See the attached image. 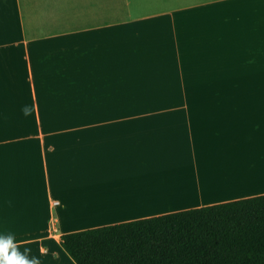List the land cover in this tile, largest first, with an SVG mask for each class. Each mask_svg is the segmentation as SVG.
I'll return each instance as SVG.
<instances>
[{
  "label": "crops",
  "instance_id": "crops-1",
  "mask_svg": "<svg viewBox=\"0 0 264 264\" xmlns=\"http://www.w3.org/2000/svg\"><path fill=\"white\" fill-rule=\"evenodd\" d=\"M24 106L29 109L26 116ZM264 194V0H0V234Z\"/></svg>",
  "mask_w": 264,
  "mask_h": 264
},
{
  "label": "trees",
  "instance_id": "trees-1",
  "mask_svg": "<svg viewBox=\"0 0 264 264\" xmlns=\"http://www.w3.org/2000/svg\"><path fill=\"white\" fill-rule=\"evenodd\" d=\"M76 264H264V194L60 235Z\"/></svg>",
  "mask_w": 264,
  "mask_h": 264
},
{
  "label": "clouds",
  "instance_id": "clouds-1",
  "mask_svg": "<svg viewBox=\"0 0 264 264\" xmlns=\"http://www.w3.org/2000/svg\"><path fill=\"white\" fill-rule=\"evenodd\" d=\"M23 112L26 116L29 114L27 106H24ZM29 253L28 248L20 250L13 234H0V264H40L39 257Z\"/></svg>",
  "mask_w": 264,
  "mask_h": 264
}]
</instances>
